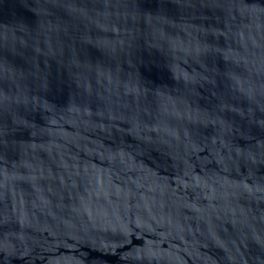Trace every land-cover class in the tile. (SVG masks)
<instances>
[{
    "label": "water",
    "instance_id": "1",
    "mask_svg": "<svg viewBox=\"0 0 264 264\" xmlns=\"http://www.w3.org/2000/svg\"><path fill=\"white\" fill-rule=\"evenodd\" d=\"M0 264H264V0H0Z\"/></svg>",
    "mask_w": 264,
    "mask_h": 264
}]
</instances>
